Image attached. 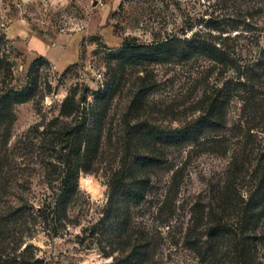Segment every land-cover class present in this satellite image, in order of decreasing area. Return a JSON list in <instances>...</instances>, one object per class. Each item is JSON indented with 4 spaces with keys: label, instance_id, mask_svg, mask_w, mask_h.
Segmentation results:
<instances>
[{
    "label": "rangeland",
    "instance_id": "obj_1",
    "mask_svg": "<svg viewBox=\"0 0 264 264\" xmlns=\"http://www.w3.org/2000/svg\"><path fill=\"white\" fill-rule=\"evenodd\" d=\"M174 36L203 37L231 61L110 62L125 42ZM40 57L34 97L0 120V264H112L140 243L148 250L144 264H209L193 248L208 246L209 212L219 209L229 182L247 198L264 165V72L254 68L264 60V0H0V94L24 87ZM251 69L262 76L250 78ZM111 78L118 88L100 147L81 166L78 195L57 220L61 166L54 149L77 122L76 110L63 114L62 106L70 98L93 104V93ZM238 80L246 85L226 107L224 128L163 147L166 163L148 172L146 199L129 209L126 224V206L110 185L131 158L128 126L185 128ZM140 93L147 96L136 111ZM259 230L264 255V219Z\"/></svg>",
    "mask_w": 264,
    "mask_h": 264
},
{
    "label": "trees",
    "instance_id": "obj_2",
    "mask_svg": "<svg viewBox=\"0 0 264 264\" xmlns=\"http://www.w3.org/2000/svg\"><path fill=\"white\" fill-rule=\"evenodd\" d=\"M110 62L121 64L135 61L165 63L171 59L189 61L197 56L207 57L222 64L230 63L229 55L217 44L201 37H168L151 45H138L135 40L125 42L123 46L109 55ZM40 57L35 60L28 72L27 83L20 89H8L0 94V120L5 118L14 105L31 100L36 93V75L44 62ZM264 72V60L255 65ZM247 70L250 78H259L261 73ZM242 76L245 74L240 73ZM264 75V74H263ZM114 80V78H113ZM112 78L103 89L94 92L93 104L87 100L83 107L76 106L73 99H67L62 106L63 114L76 110L77 122L59 134L56 160L61 166L59 195L53 207L54 218L62 220L70 203L78 195V178L81 166L89 163L101 144V124L106 118L112 100L116 96ZM245 83H226L217 91V96L206 109V115L181 129L163 130L152 128L145 123L129 125L124 132L126 147L130 150V161L118 172L110 185L111 194L121 197L126 206L123 214L125 223L129 220V209L141 205L151 186L149 171L165 165L163 147H181L198 140L208 130H220L225 126L224 113L234 94L245 87ZM146 94H138L133 105L135 110L142 107ZM91 105V106H90ZM83 110L84 117L79 119ZM58 148V147H57ZM254 191L247 198L235 194L233 183L229 182L222 193L219 209L209 212L210 222L206 228L207 248L193 246L194 250L209 264H264V255H260L262 236L259 228L264 219V165L258 170ZM111 195V196H112ZM236 216L231 221L230 214ZM50 216V214H49ZM127 224V223H126ZM148 257L147 245H135L127 256L115 259L112 264H144Z\"/></svg>",
    "mask_w": 264,
    "mask_h": 264
},
{
    "label": "water",
    "instance_id": "obj_3",
    "mask_svg": "<svg viewBox=\"0 0 264 264\" xmlns=\"http://www.w3.org/2000/svg\"><path fill=\"white\" fill-rule=\"evenodd\" d=\"M24 3H29L30 1H32V0H22ZM209 22H211V20L209 21Z\"/></svg>",
    "mask_w": 264,
    "mask_h": 264
}]
</instances>
